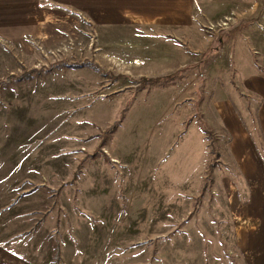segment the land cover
<instances>
[{"label": "rangeland", "instance_id": "1", "mask_svg": "<svg viewBox=\"0 0 264 264\" xmlns=\"http://www.w3.org/2000/svg\"><path fill=\"white\" fill-rule=\"evenodd\" d=\"M201 3H205V7ZM220 3L227 6H220ZM196 10L204 18L199 22L200 28L216 37V49L223 46L222 42L233 46L231 50L227 48L220 62L210 59L211 55L206 56L184 74L178 73L173 80L164 82L171 86L159 87L129 78L128 68L132 61L129 54L121 53L119 44H111L109 38H100L84 23L70 30H60L56 38L27 40L34 49L31 63L38 68L32 72L30 80L12 78L6 81L9 74L22 72L20 68L26 64L14 57L10 61L5 59L6 55L2 57L0 161H21L22 155L30 151L25 147H30L29 138L35 133L32 129L42 126L41 139L36 134L32 147L47 145V151H32L34 167L48 163L51 168L60 158H67V153L60 155V144L70 146L72 139L68 135H74L81 137V151L85 152L82 161L97 157L118 164V160L108 157V150L114 154L117 148L122 160L133 171V180L126 186L135 193L125 195L123 184L122 191L115 187L106 193L98 181V190L91 186L88 190L91 193L83 196V192H87L86 184L81 190V207L77 203L78 190L66 189L69 184L62 183V173L56 169L48 177L44 176V182L30 183V187L26 183L18 184V234L14 238L17 252L27 264H43L49 246L68 239L78 243L80 251L74 253L71 243L69 251L66 246L61 247L64 252H60L58 261H54L55 255L51 253V264H185L182 262L184 255L199 249H204V264H238L233 254L235 248L231 246L232 230L222 225L224 219L229 220V214L223 212L227 205L221 202L224 189L217 183L216 172L217 169L223 171L220 153L227 137L210 129L211 138L208 139L203 126L205 118L211 114V100L223 95L229 87L224 84L226 80H218V75L221 69L233 72L230 62L233 49L235 56L238 48L242 55H245L242 49L251 53L256 63L261 60L264 0H199ZM224 10L227 15L220 18ZM223 22L226 24L222 25ZM1 49L6 53L10 51L8 47ZM89 60L98 65L67 66V63ZM170 102L171 109L167 106ZM258 103L255 97L248 100V115L244 118L256 141L260 140L255 121ZM112 126L115 129L111 132ZM201 133L205 137L203 141ZM94 140L97 146L90 151L86 143ZM63 149L68 151V148ZM260 149L264 150L263 145ZM205 150L207 163L212 161L215 165L209 173L205 169L201 185L198 187L197 183L189 189L185 183H173L172 187V177L187 175L188 185L198 182ZM120 163L122 161L116 165V172L122 179L127 170L123 175ZM143 185L147 189L140 192ZM27 188L31 189L30 195L23 196ZM191 189L193 194L188 197ZM172 190L181 201L174 200ZM118 208L117 213H112ZM88 209L95 214L86 212ZM108 210H111L113 223L123 221L125 228L113 226L111 230H117L114 234H118L113 241L128 240L129 245L108 244L111 240L105 225L110 216L106 214ZM24 219L28 229H24ZM3 223V216H0V225ZM4 234L2 230V238ZM186 238L194 239L197 244L186 245ZM120 256L127 257V261L120 260Z\"/></svg>", "mask_w": 264, "mask_h": 264}, {"label": "crops", "instance_id": "2", "mask_svg": "<svg viewBox=\"0 0 264 264\" xmlns=\"http://www.w3.org/2000/svg\"><path fill=\"white\" fill-rule=\"evenodd\" d=\"M198 1L0 0V61L6 55L5 59L8 58L9 61L14 57L17 58L16 61L25 63L26 67L20 68L23 69L22 71L31 69L30 67L34 68L36 65L31 63L34 59V49L27 40L56 38V35L61 32L60 30H70L72 27L84 23L90 29H94L100 38H109L111 44H119L122 48L121 53L127 52L129 54V58L132 59L128 68L129 78L141 80L146 84L158 85L159 87L171 86V84L164 83L167 80L163 78L175 72L180 73V75L184 74L187 69L195 67L202 59H206V56L209 58L211 55L213 57L210 59H213L214 62L215 60L220 62L225 58L227 48L231 50L233 46L222 42L220 45L223 46L216 49V46H214L217 41L216 37L200 28L199 22L204 18L196 10ZM201 1L205 2V0ZM201 5L205 7V3H201ZM220 6H227V4L220 3ZM226 13L227 10H224L220 18L227 15ZM223 35L225 34L223 33ZM1 47H8L10 51L6 53L2 51ZM236 49L237 55L235 56L233 49L231 57L229 56L233 72L232 70L221 69L219 66L223 74L219 73L218 80H226L224 84L229 85V87L223 95L211 100V114L205 118L206 124L203 127L209 132H211V129L227 137L225 147L220 153L223 171L221 173L217 169L216 172L218 171L217 183L224 189L221 202L223 206L227 205L226 211L223 210V212L229 214L230 220L228 218L224 219L222 225H225L224 229L232 230L231 246L235 248V253H233L235 260L238 264H264V150L260 149V145H263L264 148V42L259 47L261 60H258L257 63L251 53L242 49L245 54L242 55L238 48ZM214 55L217 56L214 57ZM221 55L222 58L219 59ZM89 61L96 63L94 60ZM219 62H217V65ZM8 76L6 81L12 79H8ZM155 79L160 80L152 82ZM206 79H208V76ZM252 97L257 98L259 101L255 121L259 135L263 138L262 143L260 140H255L250 128L244 121V118L248 115L247 102ZM164 102L162 103L164 104ZM173 103L176 104L177 100ZM167 106L171 109L172 102L167 103ZM164 112L168 113V111ZM169 129L172 130L171 122ZM32 130L35 133L31 136L32 138H29L30 147H25L30 151L22 155L21 161L7 160L8 163L0 161V216H3L4 219L3 225H0V264H27L26 260L22 259V254L17 252V243L14 238L18 234L16 208V199L19 196L18 184L26 183L30 187V183L44 182V176L48 177V175L53 174V169H56L62 173V183L69 184L66 189L78 190L76 197L79 207H81V190L86 184H88L85 190L87 192H83V196L91 193L88 191L91 190V186L93 189L98 190V181H101V190H107L106 193L111 192L115 187L122 191L121 184L124 185L123 187L127 192L125 195L135 193L132 188L126 186L133 180V171L131 166L126 165L122 160L119 149L115 148L114 154L108 150V157L118 160V164L119 161H122L120 163L121 170H123L122 174L124 175L125 170H127V175L123 176L124 179L119 178L117 175L116 165L118 164L111 162L110 159L104 162L103 159L96 157L82 161L85 152L81 151L82 142L79 136L68 135L72 139L70 146L67 144L66 147L65 144H60V155L67 153L69 155L67 158H60L52 164L51 168L48 163L34 167L35 157L33 158L32 151L34 153L41 149L47 151V145L36 144L33 148V137L37 134L38 139H41L43 127L36 126ZM204 139L205 137L202 135L201 140ZM56 143L59 145L58 142ZM172 145L174 148L175 141ZM96 146V140L86 143V147L90 151L95 149ZM63 147L68 148V151H64ZM205 152V162L201 164L198 182L194 184L191 182L188 185L189 176L172 177V187L174 186L173 183L179 185L185 183L189 189L190 186L197 183L198 187L201 185L203 172L209 163H207L208 153L206 150ZM25 158L27 160H24ZM213 165L215 164L213 163ZM76 171L77 176L72 180ZM150 177L154 178V176ZM152 179L150 180L154 181ZM48 185L53 187L51 183H48ZM109 188H111V191H109ZM146 189V185H143L140 192ZM174 189L178 191V188ZM24 191L23 196H29L28 193L31 192V189L27 188ZM192 191L194 190L189 191L188 197L193 194ZM172 192L174 200L181 201V197L174 190ZM119 208L117 211H112V213H117L120 210ZM121 208H124L123 205ZM91 209L86 210V212L93 214L94 212ZM112 213L111 210L106 213L110 215L108 216L109 219L105 221L106 229L110 231L111 240L108 244L129 245L128 240L123 241L120 239V243L113 241L118 236L117 233L114 234V231L117 230H111L113 226L121 229L125 228L123 221L113 223ZM121 213H125V211H121ZM25 223L26 219H24L23 224L24 229H28ZM128 227L129 224H127L126 229ZM2 230L5 231L3 238ZM172 242H176V240H172ZM184 242L186 245L190 244V247L193 246V243L197 244L194 239L189 240L186 238ZM70 243L73 252L78 253L80 248L78 243L75 244V241L68 239L62 244L56 241L54 246L50 245L46 251L48 257L42 260L43 264L52 263V258L49 262L52 252L55 255L54 261H58L60 252H64V250H60L61 247L65 248L66 246L68 249ZM23 250L27 249L23 247ZM203 250H195L196 252L188 250L190 253L184 255L182 262L185 264H202L205 262ZM111 260L109 259V262ZM120 260L127 261V257L120 256Z\"/></svg>", "mask_w": 264, "mask_h": 264}, {"label": "trees", "instance_id": "3", "mask_svg": "<svg viewBox=\"0 0 264 264\" xmlns=\"http://www.w3.org/2000/svg\"><path fill=\"white\" fill-rule=\"evenodd\" d=\"M55 64H57V63H55ZM90 64H93V62L92 61H84V62H80V63H69L67 66L68 67H82V66H87V65H90ZM50 67H52V65L50 66ZM47 69V68H46ZM36 70H38V68H36V67H34V68H31V69H28V70H24V71H22L19 75H13V74H11V75H9L8 76V79H10V78H16L17 80H24V79H31L32 78V72L33 71H36ZM178 73L177 72H175V73H173L172 75H169V76H166V78H163L164 80H170L171 81V79L173 80L174 79V77L177 75ZM160 79H155V80H152V82H155V81H159ZM115 129V127L114 126H112V130H111V132L113 131ZM203 131H204V133L206 134V137L208 138H211L210 137V132L209 131H207V129L206 128H203ZM208 138V139H209ZM259 138H260V141H261V143L263 142V138H262V136H260L259 135ZM213 151V150H212ZM213 166V163L212 162H209L208 164H207V168H206V172L207 173H209V170L211 169V167ZM77 176V171L75 172V174L73 175V177H72V180L75 178Z\"/></svg>", "mask_w": 264, "mask_h": 264}, {"label": "built area", "instance_id": "4", "mask_svg": "<svg viewBox=\"0 0 264 264\" xmlns=\"http://www.w3.org/2000/svg\"><path fill=\"white\" fill-rule=\"evenodd\" d=\"M225 24H226L225 22L222 23V25H225Z\"/></svg>", "mask_w": 264, "mask_h": 264}]
</instances>
